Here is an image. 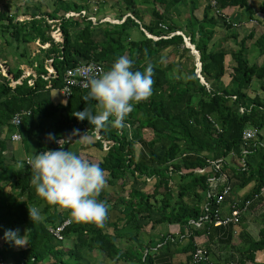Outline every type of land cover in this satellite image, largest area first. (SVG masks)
<instances>
[{
  "label": "trees",
  "instance_id": "trees-1",
  "mask_svg": "<svg viewBox=\"0 0 264 264\" xmlns=\"http://www.w3.org/2000/svg\"><path fill=\"white\" fill-rule=\"evenodd\" d=\"M93 2H96V11L105 1L53 0L50 11L33 5L35 13L28 20L17 19V14L12 12H0V57L4 58L3 51L12 43L16 48L31 43L36 47L28 57L35 77L27 76L10 86L9 79L0 76V264H82L84 251L100 254L114 264H150L151 254L143 256V243L138 237L144 225H178L181 233L189 228L191 236L208 232L213 225V212L222 206L213 195L227 185L233 191L253 183L240 198L251 202L249 208L262 200L264 146L258 139L261 136L249 143V154L244 156L242 152L243 130L264 127V95L255 92L250 96L249 90L252 81L258 80L264 92V64L249 62L245 49L254 33L243 38L231 52L234 65L226 86L222 85L226 52L209 48L218 25L233 30L225 20L227 8L237 6L252 13L247 0H215L214 6L208 2L201 16L196 12L195 0H149L150 9L142 1L122 0L129 15L119 14L120 23L93 21ZM184 6L188 9L185 24L175 20L177 11ZM29 7L25 9L30 10ZM260 10L264 12V0ZM175 31H182L198 52L199 72L193 63L187 74L183 75L180 70L175 76L171 70L173 63L163 64L161 54L167 48H172L170 52L174 55L191 57L183 35L166 37ZM236 36L231 31L227 37ZM254 43L263 55L264 30ZM120 55H128L135 61L134 70L143 71L149 64L154 70L152 95L135 105L122 127L109 124L97 129L87 119H77L76 111L86 107L94 112L99 110L95 101L82 99L88 89L75 88L69 98L64 97L65 102L54 103L47 96L52 89H61L68 68L92 61L106 71ZM48 66L52 68L50 73ZM14 72L15 79L22 74L19 68ZM198 74L208 87L201 83ZM21 109L30 113L15 126L11 118ZM127 126L134 127V137L127 135ZM14 132L21 135L20 141L31 137L32 155L27 153L21 157L7 152L14 143L11 139ZM48 133H54L55 137L48 138ZM82 134L93 140L83 144L76 153L99 163L105 170L106 187L117 189L116 198L109 199L110 193L105 189L98 197L109 206L103 224L75 222L67 210L50 205L40 197L31 183L28 159L40 151L60 147V140H67L61 142L65 148ZM90 148L99 153L84 155ZM251 155H257V160L249 159ZM218 160L221 161L216 171L213 163ZM20 162L25 164L23 168L18 167ZM199 169L204 172L198 173ZM213 176H220L214 185L209 181ZM208 192L212 197H207ZM206 201L208 210L203 208ZM33 206L42 213L43 218L38 222H32L29 217L28 209ZM203 215L209 218L202 220L197 229L191 221H198ZM65 219L71 223L63 229L64 239L57 240L48 229ZM120 222L124 226L132 224L134 233L128 236L119 232ZM229 225L216 227L226 229ZM109 227L114 235L107 231ZM9 229H18L19 235L23 232L27 244L16 246L7 241L4 234ZM122 238L127 244L117 242ZM171 238L166 233L160 239L167 245L174 242ZM263 247L264 212L258 239L251 241L244 258L252 260L255 251Z\"/></svg>",
  "mask_w": 264,
  "mask_h": 264
},
{
  "label": "crops",
  "instance_id": "crops-1",
  "mask_svg": "<svg viewBox=\"0 0 264 264\" xmlns=\"http://www.w3.org/2000/svg\"><path fill=\"white\" fill-rule=\"evenodd\" d=\"M34 1L36 2V0ZM34 1L0 0V12H12L13 14H17V19L28 20L31 18V15L35 13L34 9H32V6L39 4L37 2V4H33ZM247 3L252 8L251 14H249L245 9L241 7L239 8L237 6L233 8H227L225 11L226 13H228L226 18L229 19L231 27L233 26V30L231 31L237 34L236 38L227 37L231 31H229L227 27L219 25L209 42L210 49H223L226 52V71L222 78L223 86H226L229 83V73L231 72V67L234 65V60L231 57V52L235 51L238 48V44H240L243 38L250 35V33H254V38L252 40H249L245 46L247 58L251 63L255 62L261 65L264 64V54H260L258 47L254 43L255 39L264 30V12L260 10L262 0H247ZM26 6H30V10H26ZM36 16L39 15L37 14ZM100 21H102V19H100ZM182 35L185 40L186 36L183 33ZM152 38L154 40L157 39L155 36ZM15 46L16 45L12 43L10 47L3 51L2 54L4 55V58L0 57V76H6L9 79L8 84L10 86H14L16 83H20V79H23L27 76L31 75L35 77L36 74L34 69L28 64V57L32 53H29L27 55L24 54V50L28 45L26 47L25 45H22L18 48H16ZM19 48H21L23 51L18 52L16 49ZM17 56H21L22 58H17ZM185 58L186 57L184 56L183 60ZM187 59L188 58H186V60ZM174 62L177 63L176 61ZM178 62L180 61L178 60ZM175 66L177 65H174L171 68L174 75H176L179 70L175 69ZM16 68H19L22 74H20V76L15 79L14 69ZM48 68H50V73L52 71V68L50 66H48ZM29 83H31V80L28 81V84ZM249 90L251 91L250 96L254 95L255 92L260 96L264 95L262 94L264 92H262L261 83L258 80L252 81L251 89ZM60 96V100L57 102L52 100L51 97L49 98L54 103L65 102V98L61 91ZM260 139L264 142V137H261ZM33 140L38 139L36 136H33ZM92 140L93 139L89 135L82 134L73 142L74 144H69L65 148H67L68 146L71 147V145H75L76 142L80 141L81 146H78L79 151L83 144L91 142ZM14 149V146L10 145V147L7 149V152L13 155L15 154L13 151ZM92 152H96V155L99 153L97 150L93 151L92 148H90L89 150L84 151V155H87L88 153L92 154ZM256 157L257 155H251L249 159L255 160ZM252 185L253 183H250L242 188H235L231 192L230 196L227 197L226 201L221 204V213L228 215L230 211V208L228 206L230 200L232 198H242V196L250 190ZM261 195V202L255 201L254 206L248 208V210H246L241 215L239 224H228L229 228L226 229H218L217 227L215 228V226L212 225L208 232L192 234L191 236L190 232L188 231L189 228L184 231L185 233H181L178 225H166V227H163L160 224L151 226V223H149L150 227L146 229L147 232L144 231L146 227L144 225L138 236L143 243V256L146 255V253L151 254L152 261L150 262V264H191L189 256L192 249L195 247H202L206 250L209 258L208 262H206L207 264H264V247L255 251L252 260L244 258V253H247V251L249 250L251 241H256L258 239L260 229L262 228V214L264 212V207L262 204L264 203V189L262 190ZM110 216L113 217V214L111 213ZM119 227L121 228L119 232H122L123 235L125 234L131 236L130 233L122 230L125 227L123 222H121ZM107 231L113 235L115 234L114 230L111 227H109ZM166 233H169V235L173 236V238H171V241L174 242H170L166 245L164 241H161V236ZM117 242L124 245L127 244V241L125 242V238L117 239ZM110 263L114 264L112 262Z\"/></svg>",
  "mask_w": 264,
  "mask_h": 264
},
{
  "label": "clouds",
  "instance_id": "clouds-1",
  "mask_svg": "<svg viewBox=\"0 0 264 264\" xmlns=\"http://www.w3.org/2000/svg\"><path fill=\"white\" fill-rule=\"evenodd\" d=\"M134 64L135 61L128 55H120L106 71L98 73L94 67L90 68L86 84L88 91L82 99L86 102L95 101L99 110L94 112L86 107L76 111L74 115L77 119H87L97 129L109 124L122 127L135 105L147 100L153 93V66L149 64L141 71L134 70ZM20 111L26 112L23 116L30 113L24 109ZM13 116L11 124L17 126L12 122ZM47 137L54 138L55 134L48 133ZM18 140H21V135ZM62 141L67 140H60V147L40 151L29 159L27 164L32 170L31 183L40 197L50 205L67 210L75 222L103 224L109 206L98 197L107 185L105 170L99 163L90 162L76 152L65 149ZM24 165L20 162L18 167L23 168ZM28 213L32 222L43 218L37 206L28 209ZM18 232V229H9L4 238L16 246L27 244L24 236Z\"/></svg>",
  "mask_w": 264,
  "mask_h": 264
},
{
  "label": "rangeland",
  "instance_id": "rangeland-1",
  "mask_svg": "<svg viewBox=\"0 0 264 264\" xmlns=\"http://www.w3.org/2000/svg\"><path fill=\"white\" fill-rule=\"evenodd\" d=\"M34 1V0H33ZM105 2L101 5V7H98V9L95 11L94 9L97 7L94 3H96V2H93V3H91V8L93 9V15L91 16V19L93 20V21H96V19H102V21L104 22V21H109V22H111V23H120L122 20H119V14H126V15H129L128 13H129V11H127V8H126V6L124 5V3L122 2V0H104ZM138 2H141L142 1V3L144 4V7H148L149 9H150V2H148L149 0H137ZM147 1V2H146ZM196 1V10H198V11H196L197 12V14L198 15H200L201 16V14H202V12H203V8H204V5L206 4V3H208V2H210L211 3V0H195ZM36 2L37 3H39L38 5L40 6V8L43 10V11H50L51 10V8L53 7V0H36ZM35 1H34V3L33 4H37ZM33 4H31V5H33ZM115 4V8H114V5ZM139 7H141L140 5H138ZM145 9H147V8H145ZM212 10H213V7H212ZM94 11H95V14H94ZM122 12V13H121ZM210 13H213V14H215V12L214 11H211ZM73 15V14H72ZM176 17H175V20H177V21H180V23H183V21H186V19H187V17H188V9H187V7H182V8H180L178 11H177V13H176V15H175ZM22 18V17H21ZM226 20V23H228L229 22V19H225ZM185 23V22H184ZM217 27H219V25L217 26ZM216 27V28H217ZM233 27V26H232ZM231 27V29H233ZM216 28H215V31H216ZM146 33V32H145ZM174 34H181L182 35V32L181 31H175V32H172V33H170L168 36H166V37H170V36H172V35H174ZM146 35H149L148 33H146ZM55 36V35H54ZM149 37H154V36H150L149 35ZM165 37V38H166ZM157 38V37H156ZM186 39V38H185ZM184 42H185V40H184ZM20 46H22V45H20ZM16 47V46H15ZM14 47V48H15ZM34 49H36V47H35V45L34 44H29L27 47H26V49L24 50V54L25 55H27V54H29V53H32V51L34 50ZM171 49L172 48H167L166 50H164L163 52H162V59L164 60V62H163V64L164 65H166V64H171V63H173V66L174 65H177V66H175V69H179L178 70V72H177V74L179 73V71L181 70L182 71V73H183V75H185V74H187L191 69H192V67H193V63H195V65H196V67H197V59H196V57L191 53V51H190V54H191V57L189 58L188 56L186 57V58H188L187 60H186V58L183 60V57L184 56H179L178 54H176V55H173V53H171L170 51H171ZM18 52L19 51H23L21 48H19V49H16ZM194 56V57H193ZM17 58H22L21 56H17ZM178 60L180 61V62H178ZM174 61H176L177 63H175ZM179 67V68H178ZM197 69H198V67H197ZM197 72H198V70H197ZM5 73H6V71H5ZM173 74V73H172ZM176 74V75H177ZM174 75V74H173ZM175 75V76H176ZM201 83H203V84H205L207 87H208V84L205 82V81H203V82H201ZM47 96L48 97H51V99L52 100H54L55 102H57V101H59L60 100V91L59 90H57V89H53L52 91H50V92H48V94H47ZM258 129V128H257ZM258 134H257V136H256V138L254 139V140H256L258 137H264V127L262 128V129H258ZM147 135H150L149 133H146ZM127 135L128 136H130V137H134V127H128L127 126ZM258 139H260V138H258ZM36 142H37V140H36ZM260 142V145H262V146H264V142L261 140V141H259ZM31 143H32V140H31V137L29 138V139H27V140H24V141H17V142H14L13 143V146L15 147V149L13 150V151H15L16 150V152H15V156L16 155H18V156H21V157H23L24 156V154H27V153H31V155H32V149L30 148V145H31ZM74 144V143H73ZM78 146L80 147L81 145H80V141L79 142H76L75 143V145H71V147L70 146H68L67 148L69 149V150H71V151H74V152H77L78 151ZM67 148H65V149H67ZM92 150L93 151H96L94 148H92ZM99 152V151H98ZM243 152V151H242ZM92 154L94 155H96V152H92ZM244 154V153H243ZM244 156H246L245 154H244ZM241 162V161H240ZM242 163H243V161L241 162V165H242ZM11 165V164H10ZM246 166V165H245ZM116 188L114 187V186H107L106 188H105V191H106V193L107 194H109L108 195V197H109V199H111V198H116V196L115 195H117V193H116ZM113 192H115V194L113 193ZM174 193H175V189H174ZM115 211H113L112 212V214H113V217L111 218L112 220H113V218H114V216H115V213H114ZM71 221V220H70ZM120 224H121V222H120ZM164 224V223H163ZM146 227H145V232H147V228L148 227H150V225H149V223L148 224H146L145 225ZM164 227H166L165 225H164ZM111 230V229H110ZM123 231H125V232H127V233H130L131 235H132V233H134V227H133V225L132 224H129V225H127V226H125L123 229H122ZM20 235L21 236H24V234H23V232H20ZM24 238H25V236H24ZM66 241V240H65ZM64 241V242H65ZM67 243V242H66ZM23 246V245H22ZM83 255H84V258H83V260H82V264H111L110 263V261L109 260H105V259H103V257L102 256H100V254H98V255H95V254H92V253H90V252H86V251H84L83 252Z\"/></svg>",
  "mask_w": 264,
  "mask_h": 264
},
{
  "label": "built area",
  "instance_id": "built-area-1",
  "mask_svg": "<svg viewBox=\"0 0 264 264\" xmlns=\"http://www.w3.org/2000/svg\"><path fill=\"white\" fill-rule=\"evenodd\" d=\"M211 5L212 6L215 5V0H211ZM72 14L73 13H71V15ZM93 67L95 68V70L98 73L103 72L102 66L100 64H98L96 62H92V61L80 64V65L72 67V68H68L66 70L64 77H63V85L60 89V91L62 92V94L65 98H69L72 95V92L75 88L83 89V90L87 89L86 84L88 82L89 69L93 68ZM242 110H243V108H241V111ZM25 113H26L25 111H20V112L16 113L13 116L12 122L15 123L16 125L20 124L21 120H22V116ZM211 122H213V120H211ZM215 126H217V125H215ZM258 132L259 131L256 127H247L243 130V132H242V140H243V145H244L243 153L245 155L250 153V150L247 147L249 146V143L256 138ZM11 139L12 140H18V139H20V135L18 133H14L12 135ZM28 161H29V159H28ZM220 161L221 160H218V161L213 163V166H214L216 171L219 170ZM245 165L246 164L243 161L242 166L245 167ZM197 172L203 173L204 169H199V170H197ZM219 180H220V176H217V177L213 176L209 179V181L212 185H214V183L216 181H219ZM231 191L232 190H231L230 186L227 185V186L223 187V189L221 190V192L219 194H217L216 196L213 195L214 197H216V203L221 205L222 202L224 201V199L227 198L228 196H230ZM207 197L208 198L212 197L210 192L207 193ZM250 203L251 202L249 200L243 201L240 198H232L229 202V205H228L230 208L228 215L222 214L220 208L216 209L213 212V215H212L213 225L216 227L219 225H227V224L237 225V224H239L241 215L246 210H248ZM208 206H209V202L206 201L203 205V208L207 209ZM208 218H209L208 215H203L198 221H191V223L194 224L196 227H199L202 224V220H206ZM70 223H71L70 219H65L62 224H60L56 227H50L48 229V231L55 239L63 240L64 239L63 238V229L66 226H68ZM208 259L209 258H208L207 252L202 247H195L194 250L191 252V258H190L191 264L206 263V262H208Z\"/></svg>",
  "mask_w": 264,
  "mask_h": 264
},
{
  "label": "water",
  "instance_id": "water-1",
  "mask_svg": "<svg viewBox=\"0 0 264 264\" xmlns=\"http://www.w3.org/2000/svg\"><path fill=\"white\" fill-rule=\"evenodd\" d=\"M185 46L190 48L191 53L196 57L197 59V67H198V72L200 71L201 63L199 61V54L195 50L194 46L189 42L188 39H185ZM198 77L200 78V81L203 82V78L198 74Z\"/></svg>",
  "mask_w": 264,
  "mask_h": 264
}]
</instances>
